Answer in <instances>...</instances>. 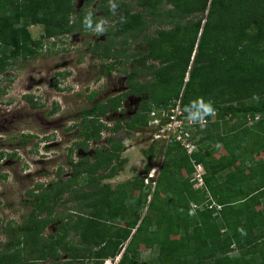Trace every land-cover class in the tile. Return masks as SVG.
<instances>
[{
	"label": "trees",
	"instance_id": "16d2710c",
	"mask_svg": "<svg viewBox=\"0 0 264 264\" xmlns=\"http://www.w3.org/2000/svg\"><path fill=\"white\" fill-rule=\"evenodd\" d=\"M72 1L0 0V72L18 58L33 57L44 38L65 35L81 26L85 31L84 13L75 11L77 20H69L74 12ZM99 2L104 3L102 14L113 21V27L98 57L120 59L127 47L117 49L112 41L122 37L125 44L127 38L139 37L137 52L125 59H133L127 73L129 87L136 77H153L154 81L137 88L154 108L172 107L178 101L183 109L198 97L211 100L216 118L210 124L223 129L217 136L207 132L198 140L201 148L187 155L172 156L173 146L168 145L155 180L147 178L144 182L136 177L113 189L97 185L96 180L90 191L74 192L70 185L81 173L115 166L112 161L119 157L122 147L107 136L109 148L96 149L93 163L79 158L71 164L67 179L57 174L48 186L36 187L38 194L31 191L35 198L30 203L32 209L13 229L10 244L0 251V264H34L46 259L47 264H103L116 257L115 264H264V208H255L264 197V45H252L247 32L252 18L258 35H264V20L258 18L264 17V8L261 14L249 11L264 0H135L139 8L135 11L115 0V14L109 10L108 0ZM159 2L171 6L167 27L154 29L147 37L146 28L152 24L151 16ZM236 8L245 9L247 14L241 17L247 18L246 23L241 18L228 21V14ZM176 15L179 20L174 19ZM147 18L151 20L148 24ZM32 25L43 28L37 40L31 39L27 30ZM121 63L125 61H117ZM111 66L105 65L103 72H109ZM245 98L253 102L242 103ZM222 100H226L225 105L213 102ZM108 108L97 103L79 114L78 127L85 143L95 140L99 133L100 125L92 118ZM117 126L115 122L109 130L113 133ZM248 135L254 138L251 145L245 140ZM203 141H213L212 147L202 145ZM197 164L204 170L203 185L193 189L190 177ZM249 182L253 187L244 188ZM223 184L224 189L220 187ZM65 193H71L68 198L75 200L78 214L67 217L74 220L72 225L61 222L57 234L42 237L45 225L53 222V206ZM130 199L132 204L127 203ZM203 204L219 208L199 207ZM138 247L158 251L152 259L140 261ZM60 251L66 253L64 260Z\"/></svg>",
	"mask_w": 264,
	"mask_h": 264
},
{
	"label": "rangeland",
	"instance_id": "374dc122",
	"mask_svg": "<svg viewBox=\"0 0 264 264\" xmlns=\"http://www.w3.org/2000/svg\"><path fill=\"white\" fill-rule=\"evenodd\" d=\"M119 1L125 3L131 11L139 9L135 0ZM71 3L74 12L70 21L74 23L77 20L75 11L86 15L91 10L94 20L105 18L109 21L105 33L84 31L81 26L65 35L44 38L40 40L33 57L25 60L18 58L0 72V251L10 244L13 229L26 219L32 209L30 203L35 198L31 191L34 195L38 194L39 189L36 187L48 186V183L56 180L57 174L60 179H67L72 171L71 164L79 158L86 157L89 163H93L92 156L96 149L103 151L109 148V144H105L107 136L113 139L112 143L119 141L122 147L119 157L112 161L115 166H111L113 169L102 168L91 174L81 173L70 185L74 192L90 191L92 183L96 186V180L97 185L106 184L111 189L136 177H141L144 182L148 181L147 178L155 180L156 176L150 175L153 169L157 171L164 163L163 152L168 145L173 146L172 156L187 155L186 148L181 144L182 140L194 146L193 151H196L201 148L198 140L203 135L210 132L212 136H217L221 128L214 129L210 124L215 120V115L208 118L206 126L195 127L196 125L190 124L185 119L186 114L178 106V101L172 107L154 108L148 97L137 88L138 84L152 82L154 78L136 77L130 82L131 87L127 80L133 59H125L137 52L141 44L139 37L135 40L127 38L125 44L121 43L124 38H116L112 42L117 49L127 47L125 55L121 57L120 54V59H100L98 54L103 53L102 45L106 43L105 38L113 27V21L102 14L104 3L101 4L99 0H73ZM263 8L264 4H257L256 7L249 8V11L253 9L261 14ZM170 9L171 6L164 2H159L154 7V16H151L153 20L146 19L147 24L150 21L152 23L146 28L147 37L153 35L154 29L167 27L165 23ZM244 10L233 9L231 15L228 14V21L237 22L241 18L246 23L247 18L241 17L247 14L243 13ZM145 16L150 15L145 13ZM258 18L264 20L260 15ZM174 19L179 20L177 15ZM247 26L252 45L261 48L264 45V35H258L259 28L252 23V18ZM27 30L33 40H37L43 32L40 25L28 26ZM119 60L125 63L117 64ZM108 64L112 65L109 72H103V67ZM225 101L213 102L220 106L225 105ZM241 102L249 104L253 99L245 98ZM97 103L100 106L109 105L110 108L104 114L92 118L93 123L100 125L99 133L95 140L85 143L78 127L79 114ZM172 116H176L175 121H179V125L173 127L175 124L169 118ZM138 119L141 123H138ZM115 122L118 123L117 130L112 133L109 128ZM168 122L171 127L167 126ZM126 124L130 127L127 128ZM253 139L248 135L245 140L251 145ZM212 143L213 141H203L201 144L212 147ZM261 157L264 159L263 153ZM111 172L110 178H103ZM99 176L101 177L98 179ZM222 177L221 174L218 175L220 182ZM190 184L194 189L195 182ZM152 187L153 183L147 189L151 191ZM220 187L224 189V184ZM252 187L253 184L249 182L244 188ZM70 194H62L59 204L53 206V222L45 225L42 237L53 232L57 234L61 222L72 225L74 220H68L67 217L70 215L74 218L75 212L78 214V206L75 200L68 198ZM127 203L132 204L133 200L130 199ZM255 207L257 210L264 208V197ZM40 217H44V213ZM67 234L72 236L71 232ZM138 249L140 261L152 259L158 251L155 248ZM59 253L61 260H64L66 253ZM48 262L46 259L34 264Z\"/></svg>",
	"mask_w": 264,
	"mask_h": 264
},
{
	"label": "clouds",
	"instance_id": "9594fccd",
	"mask_svg": "<svg viewBox=\"0 0 264 264\" xmlns=\"http://www.w3.org/2000/svg\"><path fill=\"white\" fill-rule=\"evenodd\" d=\"M108 6H109V10L113 14H115V11L118 7L115 0H108ZM82 23H83V26L85 27L86 30H90L91 32H93L95 34H103L107 30L106 26L109 24V21L105 18H96L94 20L93 12L91 10H89L86 13V15L84 16ZM182 111H183V113L186 114L185 119L190 124L198 125L200 127L206 126L208 118L215 115V108L213 106L212 101L211 100L206 101L203 97H198L194 100H191L188 105H185L183 107ZM197 165H199L202 168V166L200 164H197ZM195 166L196 165H193V172H194ZM155 171H156L155 169L152 170V172H155ZM202 172H203L202 173V179H203V175H204L203 168H202ZM202 185H203V183H202ZM191 204H193V203H191ZM212 207H216V206L212 205ZM115 259L117 262L118 257H116ZM114 260H112V261L111 260H105L103 262V264L105 262H108L109 264H111V262H113Z\"/></svg>",
	"mask_w": 264,
	"mask_h": 264
},
{
	"label": "built area",
	"instance_id": "2783aa9c",
	"mask_svg": "<svg viewBox=\"0 0 264 264\" xmlns=\"http://www.w3.org/2000/svg\"><path fill=\"white\" fill-rule=\"evenodd\" d=\"M169 118L173 122V124H175V125H173V127H175L176 125H179L180 124L179 121H175L176 116H172V117H169ZM254 119L256 120L257 119V116H255ZM248 123L250 124L251 121L248 120ZM167 124L166 125L168 127H171L170 122H168ZM176 138H177V140H179V137L178 136ZM181 144L184 145V147L186 148V151L188 152L187 154H190L193 151V149H194V146L186 143L185 140H182L181 141ZM202 173H203L202 172V168L199 165H196L194 167V172L191 174V177H190V181L191 182L192 181L195 182L194 186L196 188L202 187ZM190 206H191L192 209H195L196 208V205L195 204H191ZM205 206H206V204H203V205H200L199 207H205ZM206 207H207V209H211L212 208V204H210L209 206H206ZM215 208L218 209L219 207L216 206Z\"/></svg>",
	"mask_w": 264,
	"mask_h": 264
},
{
	"label": "bare ground",
	"instance_id": "6f19581e",
	"mask_svg": "<svg viewBox=\"0 0 264 264\" xmlns=\"http://www.w3.org/2000/svg\"><path fill=\"white\" fill-rule=\"evenodd\" d=\"M156 172H157V171L152 172V174L150 175V177H154V176L156 175Z\"/></svg>",
	"mask_w": 264,
	"mask_h": 264
},
{
	"label": "crops",
	"instance_id": "0c3cea01",
	"mask_svg": "<svg viewBox=\"0 0 264 264\" xmlns=\"http://www.w3.org/2000/svg\"><path fill=\"white\" fill-rule=\"evenodd\" d=\"M196 187H194V189H195ZM256 208V207H255ZM115 262H116V259L113 261V264H115ZM111 264H112V262H111Z\"/></svg>",
	"mask_w": 264,
	"mask_h": 264
}]
</instances>
